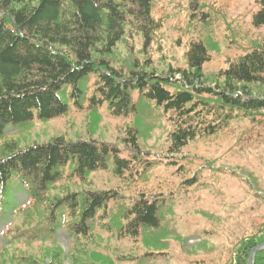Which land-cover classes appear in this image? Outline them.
I'll list each match as a JSON object with an SVG mask.
<instances>
[{"label":"trees","instance_id":"16d2710c","mask_svg":"<svg viewBox=\"0 0 264 264\" xmlns=\"http://www.w3.org/2000/svg\"><path fill=\"white\" fill-rule=\"evenodd\" d=\"M256 4L251 26L264 31V0ZM152 6L153 0H0V137L8 127L65 115L69 107L60 92L78 107L85 97L91 109L106 105L113 117L135 110L134 92L155 102L171 124L170 154L180 153L196 138L223 131L236 118L263 122L264 36L249 51L225 60V69L214 75H205L209 51L196 41L184 55L185 68L169 65L167 73L157 74L146 53L156 28ZM137 37L142 39L144 58L128 52L126 63H116L112 57L116 46ZM121 142L123 149L63 137L26 148L4 145L0 220L18 215L20 224L3 238L22 247L12 251V264H38L24 248L54 242L60 229L77 244L78 250L68 256L72 264L80 259V264H87L90 256L103 260L88 253L101 246L98 233L137 241L142 232L160 229L157 203L144 194L127 201L110 190L51 194L64 180L84 181L109 166L118 176L137 171L145 153L136 130L128 128ZM16 190L26 193L22 204L12 202ZM111 201L116 205L111 207ZM257 238L240 239L229 264H248ZM254 264H264V250L254 254Z\"/></svg>","mask_w":264,"mask_h":264},{"label":"rangeland","instance_id":"374dc122","mask_svg":"<svg viewBox=\"0 0 264 264\" xmlns=\"http://www.w3.org/2000/svg\"><path fill=\"white\" fill-rule=\"evenodd\" d=\"M256 2L153 0L151 17L156 28L146 53L154 60L156 73H167L169 65L185 68L184 55L194 41L202 42L209 51L211 60L203 66L206 76L225 69V60L249 51L253 42L264 36L263 30L251 26L258 10ZM143 51L140 37L125 39L112 57L116 63H126L128 52L144 58ZM206 82L211 83L212 78ZM59 96L67 103L68 112L52 120L6 128L0 137V156L6 143L26 148L59 137L96 140L123 149L121 140L127 129L133 128L145 153L137 171L118 176L109 166L89 174L84 181L64 180L51 194L110 190L122 201L144 194L156 201L160 220L159 230L144 231L137 241L98 233L96 242L101 246L88 249V253L103 260L90 256L87 264H229L238 241L257 235L248 259V264H254V254L264 250V121L251 123L236 118L223 131L196 138L180 153L170 154L167 114L137 92L133 94L135 110L122 117H113L106 105L89 108L86 97L78 107L66 93ZM26 199L22 190L13 193L15 205ZM115 205L111 201L110 206ZM19 224L18 215L0 220V264H12V251L22 249L3 238L7 230ZM24 250L38 264H59L58 260L72 264L68 256L78 248L68 232L60 229L54 242H36Z\"/></svg>","mask_w":264,"mask_h":264}]
</instances>
